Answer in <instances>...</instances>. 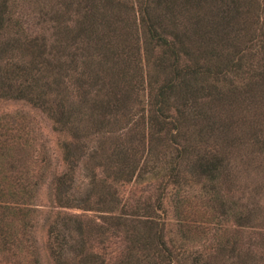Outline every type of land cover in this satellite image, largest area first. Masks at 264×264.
I'll return each instance as SVG.
<instances>
[{
  "label": "trees",
  "instance_id": "1",
  "mask_svg": "<svg viewBox=\"0 0 264 264\" xmlns=\"http://www.w3.org/2000/svg\"><path fill=\"white\" fill-rule=\"evenodd\" d=\"M7 101L40 110L62 135L53 264H191L165 239L177 225L158 215L163 202L173 199L185 239L187 226L202 235L224 221L235 188L237 229L261 230L249 233L254 247L237 238L236 264H264V0H0ZM31 121L0 116V254L15 264H39L33 202L49 167L40 154L43 170L29 175ZM239 167L259 179L244 186ZM196 205L221 214L193 220ZM212 259L200 251L192 264Z\"/></svg>",
  "mask_w": 264,
  "mask_h": 264
},
{
  "label": "rangeland",
  "instance_id": "2",
  "mask_svg": "<svg viewBox=\"0 0 264 264\" xmlns=\"http://www.w3.org/2000/svg\"><path fill=\"white\" fill-rule=\"evenodd\" d=\"M22 114L27 119L32 120L31 123L35 126V130L37 133V140L35 143L34 152L28 157L26 161V166L29 171L30 176H35L38 171L43 170L41 163L40 154H42L45 158H47V165L48 170L45 174L44 180H41L38 191L36 193L37 197L33 204L38 211V219L34 224L31 232V237L34 241L35 252L37 258L39 260V264H53V262L49 259L47 253V225L49 224L54 212L59 210L57 208V204L53 199L52 196V188L51 186V179L53 175L62 171V159H61V148L60 142L62 140V135L59 134L52 125L50 118H48L43 112L38 109L32 108L25 102L20 101H7L0 104V116L4 114ZM45 152V154H44ZM246 172L242 174L243 170ZM246 168L239 167L237 168V174L241 176V182L244 186H250V184H244L251 182L252 179L256 180L260 177V171L256 168ZM90 174L88 171L80 169L77 173L76 179H78V188L83 189L88 182V176ZM133 189V188H132ZM131 190V187L127 188V191ZM249 191V189H248ZM191 194L197 193V188H193L190 190ZM225 201L227 206L226 216L221 217L224 219L222 223H219L218 226L214 227L215 229L212 231L205 230L202 233V230L197 231L196 228L193 227H186L184 228L185 231V239H179L174 234L176 232V228L180 227L177 223L175 214L173 213V199H168L163 202L162 207L166 210L167 213L161 211L158 213L160 214L161 218H166L167 220H171L172 223L177 226H170L168 231L164 232L165 239H170L175 241V238L178 239L174 243H176L177 247H180V251L184 256H187L188 262L192 264V259H197V256L200 251L204 253H211L217 256V259H212V264H236L237 263V238H241L243 236V246L247 247H254L252 245L253 239L250 238L251 232H260L259 227H245L244 230L237 229V222L235 217L237 215V202L240 204L238 200L239 191L237 188L229 191V193H224ZM129 195H126V198ZM137 196L134 195V200H129L130 203H134ZM139 202H144L143 200ZM195 210L193 212L187 211L186 215L192 216L193 220L212 222L214 224L216 222L215 215L221 214L217 212L216 214L213 212L211 208L208 206L199 207L195 206ZM145 211V210H141ZM154 211V210H153ZM68 213L74 215H87L92 216L91 212H82L79 210H67ZM203 213V214H202ZM199 215L202 216L200 220ZM239 231V233H237ZM243 232V233H241ZM190 236V237H189ZM76 237V236H74ZM93 244L97 246L98 244L94 241ZM96 249V248H95ZM222 249H224L222 251ZM18 251V249H17ZM16 251V254H17ZM29 251L26 252L24 249L21 250V255L23 257H29ZM181 262V260H179ZM0 264H15L14 257H8L5 254H0ZM176 264H183V263H176Z\"/></svg>",
  "mask_w": 264,
  "mask_h": 264
}]
</instances>
